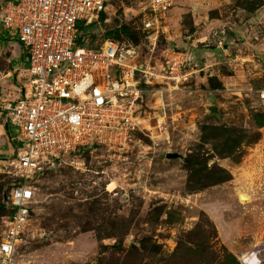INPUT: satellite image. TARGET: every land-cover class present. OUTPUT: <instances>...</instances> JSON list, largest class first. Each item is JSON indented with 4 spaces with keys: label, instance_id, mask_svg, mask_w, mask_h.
Here are the masks:
<instances>
[{
    "label": "rangeland",
    "instance_id": "rangeland-1",
    "mask_svg": "<svg viewBox=\"0 0 264 264\" xmlns=\"http://www.w3.org/2000/svg\"><path fill=\"white\" fill-rule=\"evenodd\" d=\"M147 2L109 0L106 22L77 26L102 39L126 25L149 55ZM162 20L152 52L167 44L154 56L189 47L198 69L163 91V127L158 96L147 92L132 106L141 123L121 155L81 147L78 163L39 169L11 264H264V0H171ZM0 35L1 74L26 52L1 22ZM17 133L0 119V235L15 179L3 163Z\"/></svg>",
    "mask_w": 264,
    "mask_h": 264
},
{
    "label": "built area",
    "instance_id": "built-area-1",
    "mask_svg": "<svg viewBox=\"0 0 264 264\" xmlns=\"http://www.w3.org/2000/svg\"><path fill=\"white\" fill-rule=\"evenodd\" d=\"M108 1L0 0V22L9 34L15 32L27 62L13 69L20 79L17 95L0 96V119L18 129L20 143L15 156L3 163V171L18 181L10 183L4 200L0 264L12 263L29 224L39 169L78 163V155L88 147L121 155L141 123L133 114L134 103L143 102L147 92L156 94L160 112L155 126L163 127V91L198 70L189 47L167 45L160 57L152 54L171 0L147 2L150 16L141 28L152 46L146 57L139 59L136 45L109 37L97 39L96 45L76 42L77 22L99 24L101 14L102 22L109 19Z\"/></svg>",
    "mask_w": 264,
    "mask_h": 264
},
{
    "label": "trees",
    "instance_id": "trees-1",
    "mask_svg": "<svg viewBox=\"0 0 264 264\" xmlns=\"http://www.w3.org/2000/svg\"><path fill=\"white\" fill-rule=\"evenodd\" d=\"M102 17H103V14H101L99 17L101 21H102ZM91 24H95V23H91ZM89 25H86V26H89ZM81 26L86 27L83 25H81ZM97 34H101V33L97 32V31H93V29H87V28L80 29V28H78V33L76 35V42H81V43L83 42V43H86L89 45H96L97 38H95V36ZM104 36L109 37V38H113V39L115 37L120 38V37L126 36L127 38H129L130 40H132L135 43L134 45L137 46L139 59H141L142 57H144L145 55L148 54V51L144 50L142 47H140V45L137 44V42H138L137 35L126 25H120L119 27L109 29L106 33H104ZM98 39H101V38H98ZM165 44H167V42L163 41V40L157 42L152 54L153 55L156 54L161 49V47L164 46ZM156 46L159 48H156ZM47 168H50V167H44L43 170L45 171ZM15 181H18V180L15 179ZM3 203H4V206L6 209V203L4 200H3Z\"/></svg>",
    "mask_w": 264,
    "mask_h": 264
},
{
    "label": "crops",
    "instance_id": "crops-1",
    "mask_svg": "<svg viewBox=\"0 0 264 264\" xmlns=\"http://www.w3.org/2000/svg\"><path fill=\"white\" fill-rule=\"evenodd\" d=\"M228 28L233 29L234 28L233 23H229ZM222 30L224 33L225 29H222ZM20 52H21L20 56H19V53L15 54V56H14V58L19 59V64L18 63L15 64L11 69L0 74V96L2 98L15 97L17 95L20 79H15L13 69L16 67L23 66L20 63H23V62L26 63V57L21 58V56L23 55V52L22 51H20ZM0 55H1V51H0ZM6 61L8 62V60H6ZM4 77L11 78V79H3Z\"/></svg>",
    "mask_w": 264,
    "mask_h": 264
},
{
    "label": "water",
    "instance_id": "water-1",
    "mask_svg": "<svg viewBox=\"0 0 264 264\" xmlns=\"http://www.w3.org/2000/svg\"><path fill=\"white\" fill-rule=\"evenodd\" d=\"M228 43H229V41L224 42V43H223V47L226 48L227 45H228ZM260 58H261L262 61L264 62V56H263V55H260ZM206 108H207V110H208L209 112H212V113H214V114H217V113H218L217 106L214 105V104H209V105H207ZM165 156H166V157H171V156H172V153H171L170 151H166ZM6 198H7V196H6V194H5V195L3 196V200H6Z\"/></svg>",
    "mask_w": 264,
    "mask_h": 264
},
{
    "label": "bare ground",
    "instance_id": "bare-ground-1",
    "mask_svg": "<svg viewBox=\"0 0 264 264\" xmlns=\"http://www.w3.org/2000/svg\"><path fill=\"white\" fill-rule=\"evenodd\" d=\"M239 197L241 199L247 200L249 198V195L245 194V193H239ZM250 257V256H249Z\"/></svg>",
    "mask_w": 264,
    "mask_h": 264
}]
</instances>
